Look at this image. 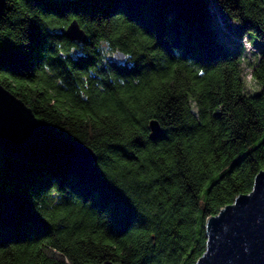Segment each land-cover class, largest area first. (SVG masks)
<instances>
[{"label":"trees","instance_id":"obj_1","mask_svg":"<svg viewBox=\"0 0 264 264\" xmlns=\"http://www.w3.org/2000/svg\"><path fill=\"white\" fill-rule=\"evenodd\" d=\"M247 32L264 38V0H5L0 83L95 159L0 147V264H195L207 217L264 170V48L248 59Z\"/></svg>","mask_w":264,"mask_h":264},{"label":"water","instance_id":"obj_2","mask_svg":"<svg viewBox=\"0 0 264 264\" xmlns=\"http://www.w3.org/2000/svg\"><path fill=\"white\" fill-rule=\"evenodd\" d=\"M5 0H0V14ZM70 41L83 43L86 32L76 18L63 30ZM124 59L122 51L112 54ZM149 138L161 136L157 119L148 122ZM0 147L11 157L27 162L64 159L91 165L93 152L84 143L64 136L57 128L36 117L22 99L0 83ZM205 249L195 264H264V170H258L248 192L237 194L233 201L207 217ZM98 264H121L104 260Z\"/></svg>","mask_w":264,"mask_h":264},{"label":"rangeland","instance_id":"obj_3","mask_svg":"<svg viewBox=\"0 0 264 264\" xmlns=\"http://www.w3.org/2000/svg\"><path fill=\"white\" fill-rule=\"evenodd\" d=\"M223 19V26L225 28V30H227L229 33H232L233 36H242L240 34V26L239 23L233 19H227L222 17ZM211 23L215 24L216 26H219L217 21H216V17L213 14L212 15V19H211ZM247 41L249 42V44L251 45V49H253V51L260 50L264 48V38H258L255 35H253L251 32H247L246 34ZM230 36V34H229ZM245 47L246 52H250L252 50H248V46L246 44H243ZM247 46V48H246ZM255 47V49L253 48ZM255 53V52H254ZM250 57L248 59L250 60H254V56L251 53ZM243 78H244V87L245 90L247 91V93L249 94H256L260 91L261 85L255 81L252 77H251V72H250V67L245 66L243 69Z\"/></svg>","mask_w":264,"mask_h":264},{"label":"built area","instance_id":"obj_4","mask_svg":"<svg viewBox=\"0 0 264 264\" xmlns=\"http://www.w3.org/2000/svg\"><path fill=\"white\" fill-rule=\"evenodd\" d=\"M237 40H238L239 42H242L243 44H246V45L248 46V50H252V51H253V49L250 48L251 45L249 44V42L247 41V39H246L245 37L237 38ZM247 46H246V48H247ZM253 48L255 49V47H253ZM245 51H246V50H245ZM250 52H251V51H250ZM250 52H247V54L249 55Z\"/></svg>","mask_w":264,"mask_h":264}]
</instances>
